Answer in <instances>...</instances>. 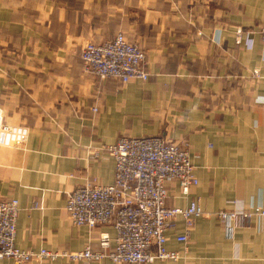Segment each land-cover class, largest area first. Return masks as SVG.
<instances>
[{"label": "crops", "instance_id": "1", "mask_svg": "<svg viewBox=\"0 0 264 264\" xmlns=\"http://www.w3.org/2000/svg\"><path fill=\"white\" fill-rule=\"evenodd\" d=\"M264 0H0V107L26 125L18 149L0 146V198H17L24 250L98 247L101 232L72 222L67 195L111 184L107 147L121 136L187 142L197 185H167V204L197 200L205 214L187 242L179 218L166 231L176 260L150 264H264V218L238 217L232 237L218 216L264 207ZM123 32L146 52L147 80L85 71L83 46ZM0 264H19L0 259ZM21 264H77L66 257ZM91 264H124L110 259Z\"/></svg>", "mask_w": 264, "mask_h": 264}, {"label": "built area", "instance_id": "2", "mask_svg": "<svg viewBox=\"0 0 264 264\" xmlns=\"http://www.w3.org/2000/svg\"><path fill=\"white\" fill-rule=\"evenodd\" d=\"M259 31L264 44V26ZM81 59L86 72L102 79L115 78L127 83L149 77L144 49L123 32L102 44L88 41L82 48ZM254 76L264 79L262 72L257 71ZM28 135V126L7 123L0 107V146L16 150ZM107 149L115 159L113 183L93 181L74 189L67 195L66 210L76 225L92 230L105 225L114 227L117 233L114 244L108 232H101L97 248L88 244L72 252L21 249L16 244L19 200L0 198V259H13L19 264L61 257L77 264L104 259L150 264L181 257L180 252L167 249V229L182 218L185 230L178 240L187 242L194 220L205 214L197 200L185 207L167 204L169 183L177 181L184 194L198 183L188 143L170 141L162 135L121 136ZM257 213L264 216L261 205L252 210L242 205L234 212L222 210L217 214L225 222V234L232 237L238 217L249 219Z\"/></svg>", "mask_w": 264, "mask_h": 264}, {"label": "rangeland", "instance_id": "3", "mask_svg": "<svg viewBox=\"0 0 264 264\" xmlns=\"http://www.w3.org/2000/svg\"><path fill=\"white\" fill-rule=\"evenodd\" d=\"M136 44H138V45H140L139 43H137V42H135ZM141 46V45H140ZM142 47V46H141ZM143 48V47H142ZM144 49V48H143ZM145 51V50H144ZM146 53V52H145ZM145 61H146V59H145ZM146 63V62H145ZM183 142V141H182ZM178 143H181V142H178ZM262 208H264V207H262ZM236 210V208L235 209H233V210H230L229 212H234ZM248 210H252V208L251 209H248ZM253 216H260V217H263L264 218V216L263 215H260V214H254ZM222 223L224 224V227H225V222H223L222 221ZM124 264H127V263H124Z\"/></svg>", "mask_w": 264, "mask_h": 264}]
</instances>
